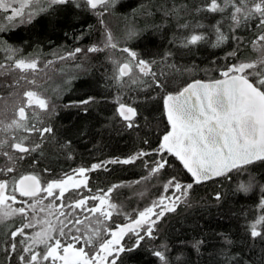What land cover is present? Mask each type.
<instances>
[{
  "label": "trees",
  "instance_id": "trees-1",
  "mask_svg": "<svg viewBox=\"0 0 264 264\" xmlns=\"http://www.w3.org/2000/svg\"><path fill=\"white\" fill-rule=\"evenodd\" d=\"M226 2L218 0L222 7ZM255 2L247 0L245 5L237 0L242 8L252 7ZM208 3L210 0H118L106 10L101 7L94 11L86 6L85 0H74L55 6L54 11L38 14L30 24L15 23L14 26L7 24L0 13V26L5 28L0 33V65H4L0 68V142L11 143L15 135L17 138L26 136L29 147L39 145L24 159L12 163L2 154L12 153V150L8 143L3 144L0 167L11 164L15 168V172L5 178L31 174L46 186L47 182L60 180L81 167L90 168L94 163L157 149L169 130L163 109L166 95L177 93L191 81L223 78V71L240 62L260 65L264 61V41L257 37L264 35V28L258 27L259 17L245 20L241 15L242 22L237 28L230 19V3L224 12L216 13L206 11ZM217 22L228 39L213 47L216 39L213 26ZM104 25L113 31L116 47L88 52L89 46L99 39ZM200 33L207 36L206 41L187 48L181 46L185 37ZM126 47L135 51L139 58L154 61L152 70L163 87H155L153 77L142 76L135 67L130 77L114 79L118 66L131 59L122 51ZM9 48L16 51H8ZM77 48L81 51L69 57L68 54ZM28 54L37 58L40 65L52 61L45 64L43 72L21 73L11 67L15 59L28 57ZM62 55L63 59H55ZM259 71L264 72V67ZM258 78L250 77L253 82ZM28 81H44V86L47 85L49 109L44 111L35 106L27 109L29 125L52 129L43 137L38 132L29 135L7 128L13 119H18L23 92L31 87ZM89 98V103L79 104ZM119 103L137 110L133 128L128 129L127 122L119 117L116 111ZM158 158L152 155L134 164H107L106 168L87 173L86 188H69L65 193L64 202L70 203L100 195V190L119 185L110 196L119 211L114 212L111 220L103 222L106 228L115 230L118 225L134 221L140 211L159 198L171 177H177L184 187L193 184L181 194L183 199L175 211L165 212L157 220L151 237L142 231L144 239L135 251L112 256L117 264H161L153 255L156 250L165 254L167 264H225V251L236 257V264H264V237L252 240L248 234L250 223L258 215L260 199L264 198V191L259 190L264 184V161H255L239 170L195 183L170 154H165L169 166L149 177L145 161ZM242 182L251 183L247 193L239 190ZM95 203L98 202L88 201L89 206ZM19 223L20 217L16 216L0 224V264H20L18 253L10 254L6 235ZM89 223L95 226L94 221ZM261 229L264 230V225ZM108 238L105 232L95 247L85 250L92 256L98 251L99 243ZM226 238L232 241L230 245L225 244ZM135 241L136 236L130 232L120 243L128 247ZM197 242L202 243L198 248L193 247Z\"/></svg>",
  "mask_w": 264,
  "mask_h": 264
},
{
  "label": "snow or ice",
  "instance_id": "snow-or-ice-1",
  "mask_svg": "<svg viewBox=\"0 0 264 264\" xmlns=\"http://www.w3.org/2000/svg\"><path fill=\"white\" fill-rule=\"evenodd\" d=\"M73 2L74 0H22L20 6L16 7V0H0V10L7 13L4 19L10 23L19 19L20 24H30L38 14L49 10L54 11L55 6ZM117 2L118 0H85L86 6L91 10H97L98 7H104L106 10L107 7L114 6ZM228 3L231 4L230 19L235 27L240 26L242 15L245 20L258 16V27L264 28V0H256L252 7L245 8L240 7L237 0H227L223 7L218 3V0H210V3L206 5V11L224 12ZM240 3L246 5L247 0H240ZM45 4L47 7L44 6ZM33 5L38 6L36 11L24 12L25 7ZM198 27L202 28L203 25H198ZM213 28L216 39L212 46L218 47L228 37L221 31L219 22ZM4 31L5 28L0 26V33ZM206 40L207 36L203 33L192 34L190 38L185 37L181 41V46L187 48ZM257 40L264 41V35L257 37ZM107 43L113 48L116 47L112 43L110 35ZM100 50L90 47L87 51ZM8 51L14 53L16 49L9 48ZM80 51L81 49L77 48L75 52L68 55L71 57ZM122 51L127 53L131 59L118 66L114 79L119 81L124 77H130L133 67H135L142 76L151 75L155 87H163L152 70L154 61L150 62L139 58L135 51L127 47ZM61 58L63 59V57ZM3 67L4 65H0V68ZM11 67L25 73L29 70L35 71L38 65L34 60L15 59ZM261 67H264V61H261L260 65L254 62L232 65L221 73L225 77L224 79L210 83L197 80L188 84L175 95H166L163 98V105L171 130L163 135L158 148L152 151L141 150L127 158L94 163L90 169L81 167L74 170L75 176L66 175L64 179L47 182L46 186L41 184L37 176L31 174L19 178H5L14 173L15 168L11 164L0 167V224H6L13 217H20L19 226H14L6 233L9 237L10 254L18 253L20 264H46L49 260L52 264H56V261H62L63 264H100L101 261L107 262L108 258L114 254L119 256L125 252L131 253L140 246L144 236L139 233H136L137 240L133 246L126 247L120 243L127 232H135L136 228L148 225L146 235L151 237L153 225L157 220L163 217L165 212L175 211V205L166 204L165 201H178L179 196H161L158 202H154L152 206L140 211L138 218L130 224L118 225L115 230L106 228L103 222L111 220L114 212L119 211L118 206L110 200L112 192L119 185H113L106 191L100 190V195L82 197L70 203L64 202L69 186L73 190L86 188L88 179L86 173L106 168L107 164L129 165L144 157L155 155L159 158L145 161L149 177H152L169 166L165 154H170L191 175L193 181L199 183L209 179L210 176L219 177L233 169L239 170L243 165L254 161H264V72L259 71ZM251 69H258V71H247ZM253 75L259 77L255 82L250 79ZM132 82L136 83L137 81L133 80ZM28 83L34 82L28 81ZM90 100L91 98L80 101L79 104H87ZM33 105L40 110L47 111L49 109L48 101L38 92L35 90L24 91L23 99L17 110L18 119H13L7 128L25 131L29 135L38 132L41 137L52 132L51 128L37 129L34 125L28 124L27 109ZM116 111L119 117L127 122L128 129L135 126L133 121L137 110L134 107L119 103ZM26 140V136L17 138L14 135L11 143L0 142V147L8 143L12 153L20 154L16 157L5 151L2 153L3 156L8 161L15 163L17 159H24L26 154L39 148L38 144L34 147L27 146ZM192 186V183L187 184L186 187L182 186L178 178L173 176L165 183L164 191L167 193L169 190H174L183 193L187 189H191ZM250 188L251 183L247 185L242 183L239 190L247 193ZM17 193L20 197L29 199L18 200ZM41 193H45L46 196H41ZM48 198H51L50 202L45 204L44 201ZM216 198L219 199V195ZM89 200L98 203L89 206ZM56 201H60V203L57 204ZM16 204L20 206L14 207ZM260 208L264 212V200L261 201ZM38 213H44L47 218L40 221ZM89 221H94L95 226L93 227ZM38 223L44 225L40 230L28 231L34 229ZM85 225L87 226L85 227ZM261 225H264V215H261L250 225L248 234L252 240L264 237ZM105 232L111 236V239H103V242L99 243L97 255H89L85 249L95 247L96 242L102 239ZM199 243L202 242H197L193 247L198 248ZM231 243V240L225 239L226 245ZM78 244L83 246L76 247ZM100 253H105V255L101 256ZM153 255L161 261V264H167L163 252L156 250ZM110 264H117V260L113 258ZM225 264H236V257L230 256L227 251H225Z\"/></svg>",
  "mask_w": 264,
  "mask_h": 264
},
{
  "label": "rangeland",
  "instance_id": "rangeland-1",
  "mask_svg": "<svg viewBox=\"0 0 264 264\" xmlns=\"http://www.w3.org/2000/svg\"><path fill=\"white\" fill-rule=\"evenodd\" d=\"M22 2V0H16V4H15V6L16 7H19L20 6V3ZM37 7L38 6H36V5H33L32 7H25V9H24V12L25 13H27V12H30V11H36V9H37ZM101 7H98V9L97 10H99ZM97 10H94V11H97ZM0 13L1 14H3L4 15V17L7 15V13H5L3 10H0ZM5 21L7 22V24H9L10 22L9 21H7L6 19H5ZM15 23H17V24H19L20 22H19V19H17V20H15V21H13V22H11L10 24H12V26H14L15 25ZM104 24V23H103ZM101 34H100V37H99V39L97 40V42L96 43H94V44H92L91 46H89V48L90 47H96V48H98V49H101L100 51H103V50H105V49H107V48H112L111 46H109L108 45V43H107V39H108V36L110 35L111 36V38H112V43H114V33H113V31L108 27V26H103L102 28H101ZM73 52H75V50L73 51ZM97 52V51H96ZM91 53H94V52H91ZM30 54H28L27 56L28 57H25V58H21V59H26V60H29V61H35L36 63H37V65H38V67H37V69L35 70V71H32V70H29V71H31V72H33V73H36V72H43L45 69H46V67H45V64L46 63H49V62H51L52 60H48L46 63H44V64H42V65H40L39 64V61H38V59L37 58H35V57H31V56H29ZM65 56V55H64ZM61 57H63V55L61 56ZM61 57H58V58H55V59H61ZM240 63H248V62H240ZM240 63H238V64H240ZM238 64H236V65H238ZM28 71V72H29ZM31 87H29L27 90H35L36 92H38L43 98H45L48 102H49V97L47 96V94H46V90H47V88H45V87H47V85L46 86H44V81L42 82V83H31V85H30ZM44 86V87H43ZM33 106H35V105H33ZM36 107V106H35ZM36 108H38V107H36ZM39 109V108H38ZM91 168V167H90ZM89 168V169H90ZM68 175H73V176H75V171L74 172H72V173H70V174H68ZM86 175H87V173H86ZM64 178H66V176L65 177H63L62 179H64ZM243 184H245L244 182H242ZM242 183H240V185L242 184ZM249 184V183H248ZM247 185V184H246ZM69 188H71V186H69ZM250 190V189H249ZM259 190L260 191H264V184L263 185H260L259 186ZM57 192H58V190H57ZM41 194H43V195H41ZM40 195L41 196H46V194L45 193H41ZM181 194H183V193H178V192H175L174 190H172L171 191V193H163L161 196H168V197H174V196H179L180 197V199L178 200V201H169V200H166L165 201V203L166 204H174L175 205V208H176V206L182 201V199H183V195H181ZM160 196V197H161ZM160 197L159 198H157L154 202H158V200L160 199ZM18 198V200H28V199H21V198H19V197H17ZM262 200H264V198H261L260 199V202H259V205H258V215H257V217L254 219V221L256 220V219H258L261 215H264V212H262V210H261V208H260V205H261V201ZM45 202V204H47V203H49L50 201H47V199L44 201ZM153 202V203H154ZM9 203H11V202H9ZM113 203V202H112ZM152 203V204H153ZM152 204L151 205H149V206H152ZM20 205L19 204H16V205H14V207H19ZM148 206V207H149ZM147 208V207H146ZM144 210V209H143ZM142 210V211H143ZM157 211H159V208H157ZM31 215V214H30ZM37 216H38V219L40 220V221H43L44 219H46L47 217L45 216V214L44 213H38L37 214ZM137 218H138V216H137ZM254 221H252V222H254ZM251 222V223H252ZM131 222H129V223H126V224H130ZM251 223H250V225H251ZM126 224H124V225H126ZM44 225H43V223H38L37 225H36V227L34 228V229H32V231H38V230H40V228L41 227H43ZM147 227H148V225H144V226H142V227H140V228H136L135 229V232H131V233H133L134 234V236H136V240H137V235H136V233H139L140 235H141V233H142V231H144L145 233L147 232ZM153 227H154V225H153ZM261 227V226H260ZM128 233H130V232H127L126 234H128ZM142 236V235H141ZM108 239H111V236L109 235V238ZM99 250V249H98ZM97 252L98 251H96L92 256H95V255H97ZM61 254H62V250H61ZM100 255L101 256H104L105 255V253H100ZM113 258L112 257H109L108 258V261L107 262H105V261H101L100 262V264H110V261L112 260ZM49 264H52V262H51V260H50V262H49ZM56 264H63V262L62 261H56Z\"/></svg>",
  "mask_w": 264,
  "mask_h": 264
},
{
  "label": "water",
  "instance_id": "water-1",
  "mask_svg": "<svg viewBox=\"0 0 264 264\" xmlns=\"http://www.w3.org/2000/svg\"><path fill=\"white\" fill-rule=\"evenodd\" d=\"M225 77H223V78H220V79H224ZM218 80V79H217ZM195 81H197V80H195ZM195 81H191V82H189L188 84H191V83H194ZM200 81V80H199ZM213 81H215V80H213ZM213 81H201V82H204V83H210V82H213ZM187 84V85H188ZM187 85H185L184 87H186ZM183 87V88H184ZM182 88V89H183ZM182 89H180L179 91H181ZM178 91V92H179ZM177 92V93H178ZM177 93H174V94H172V95H175V94H177ZM163 109H164V105H163ZM164 113H165V110H164ZM165 117H166V114H165ZM166 120H167V117H166ZM168 122V121H167ZM171 130V127H170V125H169V130L168 131H170ZM162 140V139H161ZM255 162V161H254ZM243 166H245V165H243ZM186 171V170H185ZM187 172V171H186ZM189 174V173H188ZM225 174V173H224ZM223 175V174H222ZM189 176L191 177V175L189 174ZM217 176H210V178L209 179H206V180H202L201 182H204V181H208V180H211V179H214V178H216ZM192 178V177H191ZM193 180V179H192ZM201 182H199V183H201Z\"/></svg>",
  "mask_w": 264,
  "mask_h": 264
}]
</instances>
